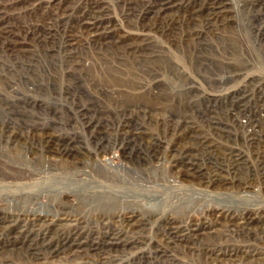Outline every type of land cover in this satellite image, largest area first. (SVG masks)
Wrapping results in <instances>:
<instances>
[{
  "label": "rangeland",
  "instance_id": "rangeland-1",
  "mask_svg": "<svg viewBox=\"0 0 264 264\" xmlns=\"http://www.w3.org/2000/svg\"><path fill=\"white\" fill-rule=\"evenodd\" d=\"M263 2L0 0V264H264Z\"/></svg>",
  "mask_w": 264,
  "mask_h": 264
},
{
  "label": "bare ground",
  "instance_id": "bare-ground-1",
  "mask_svg": "<svg viewBox=\"0 0 264 264\" xmlns=\"http://www.w3.org/2000/svg\"><path fill=\"white\" fill-rule=\"evenodd\" d=\"M11 2V1H10ZM154 2V1H153ZM158 2V1H157ZM264 3V2H263ZM102 4V3H101ZM156 4V3H155ZM159 4H160V9H159V11L161 10V11H164V10H166L170 5V0H159ZM93 5V4H92ZM98 6V5H97ZM99 8V7H98ZM94 11V10H93ZM98 11V10H97ZM86 13H88V12H86ZM93 13V12H92ZM94 14V13H93ZM102 15V14H101ZM105 15V14H104ZM86 16V15H85ZM83 17V16H82ZM91 17H92V15H91ZM84 19V18H83ZM95 19V18H94ZM98 19H100V18H98ZM102 19V18H101ZM82 23V22H81ZM85 24H87V26H89V27H92V26H95L96 25V23H85ZM95 28H97L96 26H95ZM110 29V28H109ZM91 29L89 28V31H90ZM88 31V32H89ZM97 31V30H96ZM93 32V31H92ZM95 32V31H94ZM99 32V31H98ZM96 33V32H95ZM97 34V33H96ZM107 35V34H106ZM107 89H109V87L107 88ZM113 90V89H112ZM114 91V90H113ZM112 91V92H113ZM104 92V91H103ZM107 92V91H106ZM105 93V92H104ZM262 102H264V95L262 94ZM239 100H240V98H239ZM123 102V101H122ZM238 111V110H237ZM230 114H231V117L232 116H234V113H233V109H231V111H230ZM256 116H258V115H260V114H258V113H256L255 114ZM264 117V116H263ZM258 119V118H257ZM171 121H173V120H171ZM191 121V120H190ZM186 122V121H185ZM213 122V121H212ZM262 122H264V121H262ZM255 123H257V122H255ZM235 124L238 126V130H237V134H242L241 136L242 137H244V139H245V141H246V143H247V140H257L258 139V137H255L254 135H256V133H253L252 134V131L251 130H248V129H251L250 127H247L248 126V124L247 125H245L244 124V122H241V123H239V121H236L235 120ZM257 124H259V123H257ZM192 125V124H191ZM226 125V124H225ZM186 126V125H185ZM199 126V125H198ZM236 126V127H237ZM250 126V125H249ZM188 127V126H187ZM214 127V126H213ZM246 127H247V131H246ZM233 128V127H232ZM252 129H254V128H252ZM261 129V128H260ZM233 130V129H232ZM221 131V130H220ZM182 132V131H181ZM234 132V131H233ZM258 132V131H257ZM246 133V134H245ZM185 134V133H184ZM210 134V133H209ZM209 134H208V136H209ZM218 134V133H217ZM233 134V133H232ZM258 134V133H257ZM136 135V134H135ZM145 135V134H144ZM150 136V135H149ZM152 136V135H151ZM172 136V135H171ZM180 136V135H179ZM186 136V138H191V136L193 137V139H199V140H201L200 139V137H199V135H198V133H196L194 130H190V132H188V134H186L185 135ZM226 136V135H225ZM237 135L235 134V137H236ZM257 136H259V135H257ZM146 137H147V135H146ZM202 137H203V135H202ZM172 138H173V136H172ZM207 138V137H206ZM233 138V137H232ZM180 139V138H179ZM213 139V138H212ZM234 139V138H233ZM206 140V139H205ZM170 141V140H169ZM188 142V141H187ZM201 142V141H200ZM210 143V142H209ZM155 144V143H154ZM153 144V145H154ZM157 144V143H156ZM170 144H172V143H170ZM177 144H180V142H177ZM202 144V143H201ZM140 145V144H139ZM188 145V144H187ZM200 145V144H199ZM218 145V144H217ZM158 146V145H157ZM168 146V145H167ZM166 146V147H167ZM177 146V145H176ZM190 146V145H189ZM193 146V145H192ZM235 146V145H234ZM152 147V146H151ZM165 147V146H164ZM170 147V146H169ZM178 147V146H177ZM153 148V147H152ZM185 148V147H184ZM183 148V149H184ZM194 148V147H193ZM155 149V148H154ZM174 149H177L176 147H174ZM200 149H201V147H200ZM230 149V148H229ZM101 150V149H100ZM231 150V149H230ZM128 151V150H127ZM130 151V150H129ZM138 151V150H137ZM195 151V150H194ZM203 151V150H202ZM213 151V150H212ZM218 151V150H217ZM220 151V150H219ZM59 152V151H58ZM160 152V151H159ZM179 152H181V154L179 155V156H182V157H178L179 159H175L174 160V163L175 164H180V166H182V167H184V168H182V169H179L178 170V173H180V172H183V171H185V169H186V165H184L185 163H187V165H188V170H189V172L191 171V173H188L187 174V176H189V175H193V176H197V175H199V174H201L202 176H204L205 178H207V181L208 182H211L212 180H218V179H216V178H219V180H220V178H222L223 176H222V174H220V172H217L216 173V171H214V173H211V172H199L197 175H194L193 173H196L197 171H201V166L199 165V163H197L196 161H194V159L195 158H193L189 153H187V151H185V150H181V151H179ZM138 153V152H137ZM198 153V152H197ZM236 153V152H235ZM151 154V153H150ZM164 154V153H163ZM170 154V153H169ZM222 154V153H221ZM160 155V154H159ZM167 155V154H166ZM237 155V154H236ZM249 155V154H248ZM158 156V155H157ZM201 156V155H200ZM231 156V155H230ZM92 157V156H91ZM162 157V156H161ZM224 157V156H223ZM257 157V156H256ZM101 158V157H100ZM141 158V157H140ZM157 158V157H156ZM169 158V157H168ZM207 158V157H206ZM170 159V158H169ZM235 159H237V158H235ZM158 160V159H157ZM160 160V159H159ZM196 160V159H195ZM214 160H215V158H214ZM83 161V160H82ZM93 162V161H92ZM255 162V161H254ZM218 163V162H217ZM57 164H58V162H57ZM88 164V163H87ZM105 164V163H104ZM171 164V163H170ZM59 165H61V164H59ZM70 165V164H69ZM173 165V164H172ZM171 165V166H172ZM209 165V164H208ZM220 166H221V164H219ZM49 166V165H48ZM95 166V165H94ZM101 166V165H100ZM161 166V165H160ZM213 166V165H212ZM232 166V165H231ZM237 166V165H236ZM69 167V166H68ZM67 167V168H68ZM71 167V166H70ZM77 167V166H76ZM107 167V166H106ZM114 167V166H113ZM117 167V166H116ZM129 167H130V165H129ZM154 167H155V165H154ZM157 167V166H156ZM228 167V166H227ZM208 168V167H207ZM225 168V167H224ZM237 168V167H236ZM108 169V168H107ZM107 169H106V171H107ZM110 169V168H109ZM117 169V168H116ZM124 169V168H123ZM130 169V168H129ZM136 169V168H135ZM154 169V168H153ZM162 169H163V167H162ZM230 169V168H229ZM250 169H251V167H250ZM80 170V169H79ZM112 170V169H111ZM128 170V169H127ZM177 170V169H176ZM223 170V169H222ZM233 170V169H232ZM235 170V169H234ZM84 171V170H83ZM126 171V170H125ZM174 171V170H173ZM122 172V171H121ZM74 173V172H73ZM246 173V172H245ZM135 174V173H134ZM154 174V173H153ZM210 174H212V176L214 177V179L213 178H211L210 176ZM247 174V173H246ZM106 175V174H105ZM109 175V174H108ZM111 175V174H110ZM226 175V174H225ZM259 175V174H258ZM115 176V175H114ZM201 176V177H202ZM245 176V175H244ZM247 176V175H246ZM252 176V175H251ZM130 177V176H129ZM226 178H230V177H226ZM95 179V178H94ZM111 179V178H110ZM155 179V178H154ZM181 179V178H180ZM193 179V178H192ZM138 180V179H137ZM164 180V179H163ZM162 180V181H163ZM174 180V179H173ZM186 180V179H185ZM264 180V179H263ZM126 181V180H125ZM182 181V180H181ZM201 181V180H200ZM224 181V180H223ZM238 181V180H237ZM127 182V181H126ZM172 182V181H171ZM195 182V181H194ZM230 182H231V180H230ZM245 182V181H244ZM243 182V183H244ZM264 182V181H263ZM91 183V182H90ZM154 183V182H153ZM163 183V182H162ZM173 183V182H172ZM225 183V182H224ZM111 184H113V183H111ZM129 184V183H128ZM141 184V183H140ZM209 184V183H208ZM130 186H131V184H129ZM154 185V184H153ZM108 186H110V185H108ZM164 186V185H163ZM182 186V185H181ZM241 186V185H240ZM113 187V186H112ZM174 187V186H173ZM179 187V186H178ZM224 187V186H223ZM123 188V187H122ZM127 188V187H126ZM141 188V187H140ZM161 188V187H160ZM170 188V187H169ZM176 188V187H175ZM191 188V187H190ZM257 188V187H256ZM112 189H114V188H112ZM119 189V188H118ZM124 189V188H123ZM152 189V188H151ZM172 189V188H171ZM104 190V189H103ZM110 190V189H109ZM133 190V189H132ZM138 190V189H137ZM141 190H142V188H141ZM155 190V189H154ZM157 190V189H156ZM161 190V189H160ZM165 190H166V188H165ZM175 190V189H174ZM188 190V189H187ZM259 190H261L260 189V187H259ZM148 191V190H147ZM146 191V192H147ZM151 191V190H150ZM149 191V192H150ZM202 191V190H201ZM96 192V191H95ZM141 192V191H140ZM144 192V191H143ZM216 192V191H215ZM248 192V191H247ZM114 193V192H113ZM113 193H111V194H113ZM197 193V192H196ZM232 193V192H231ZM142 194V193H141ZM165 194V193H164ZM168 194V193H167ZM198 194H199V191H198ZM198 194H197V196H198ZM205 194V193H204ZM170 195V194H169ZM150 196H151V194H150ZM149 196V197H150ZM200 196V195H199ZM207 196V195H206ZM221 196V195H220ZM240 196V195H239ZM116 197V196H115ZM228 197V196H227ZM160 198V197H159ZM165 198H167V197H165ZM205 198V197H204ZM210 198V197H209ZM212 198V197H211ZM210 198V199H211ZM226 198V197H225ZM230 198V197H229ZM229 198H228V201H229ZM235 198H236V196H235ZM240 198H241V196H240ZM106 199V198H105ZM127 199V198H126ZM187 199V198H186ZM234 199V198H233ZM239 199V198H238ZM193 200V199H192ZM203 200V199H202ZM206 200V199H205ZM213 200V199H212ZM216 200V199H215ZM259 200V199H258ZM261 200V199H260ZM116 201V200H115ZM122 201V200H121ZM112 202V201H111ZM117 202V201H116ZM146 202V201H145ZM179 202V201H178ZM193 202H195V201H193ZM210 202V201H209ZM214 202H217V201H214ZM233 202H234V200H233ZM96 203V202H95ZM98 203V202H97ZM119 203V202H118ZM166 203V202H165ZM183 203V202H182ZM189 203V202H188ZM100 204V203H99ZM111 204V203H110ZM160 204H162V203H160ZM166 204H168V203H166ZM180 204V203H179ZM192 204V203H191ZM190 204V205H191ZM201 203L199 202V205H200ZM212 204V203H211ZM113 205V204H112ZM157 205H158V203H157ZM164 205V204H163ZM177 205V204H176ZM187 205V204H186ZM193 205V204H192ZM191 205V206H192ZM204 205V204H203ZM127 206V205H126ZM188 206H189V204H188ZM197 206V205H196ZM210 206V205H209ZM220 206V205H219ZM237 206V205H236ZM120 207V206H119ZM136 207V206H135ZM147 207V206H146ZM164 207V206H163ZM171 207V206H170ZM179 207V206H178ZM180 207H181V205H180ZM190 207V206H189ZM215 207V206H214ZM59 208V207H58ZM125 208H127V207H125ZM172 208H174V206L172 207ZM200 208V207H199ZM205 208V207H204ZM211 208V207H210ZM209 208V209H210ZM248 208V207H247ZM247 208H246V211H247ZM110 209V208H109ZM124 209V208H123ZM130 209V208H129ZM136 209V208H135ZM184 209V208H183ZM202 209V208H201ZM206 209V208H205ZM219 209H222V208H219ZM237 209V208H236ZM244 209V208H243ZM176 210H177V207H176ZM194 210V209H193ZM233 210V209H232ZM252 210V209H251ZM256 210V209H255ZM261 210V209H260ZM59 211V210H58ZM109 211V210H108ZM222 211V210H221ZM240 211H241V209H240ZM128 212V211H127ZM133 212V211H132ZM179 212V211H178ZM198 212V211H197ZM215 212V211H214ZM235 212V211H234ZM111 212H109V214H110ZM112 213H115V212H112ZM138 213V212H137ZM180 213V212H179ZM194 213V212H193ZM208 213V212H207ZM218 213V212H217ZM221 213V212H220ZM238 213V212H237ZM243 213V212H242ZM101 214V213H100ZM102 214H104V213H102ZM120 214V213H119ZM175 214V213H174ZM205 214H206V212H205ZM214 214V213H213ZM227 214V213H226ZM232 214V213H231ZM234 214V213H233ZM239 214V213H238ZM257 214V213H256ZM256 214H254V215H256ZM44 215V214H43ZM107 215V214H106ZM136 215V214H135ZM141 215V214H140ZM169 215V214H168ZM191 215V214H190ZM201 215V214H200ZM210 215V214H209ZM237 215V214H236ZM66 216V215H65ZM65 216H63V217H65ZM71 216V215H70ZM100 216V215H99ZM129 216H131V215H129ZM134 216V215H133ZM174 216V215H173ZM195 216V215H194ZM217 216V215H216ZM46 217V216H45ZM108 217V216H107ZM160 217V216H159ZM163 217V216H162ZM161 217V218H162ZM196 217V216H195ZM238 217V216H237ZM26 218V217H25ZM128 218V217H127ZM160 218V219H161ZM164 218H166L165 216H164ZM200 218V217H199ZM204 218V217H203ZM244 218V220L246 221L245 222V224H244V226L245 225H247V224H249L250 222H253V221H255V220H253L254 218L253 217H250V215H246L245 217H243ZM258 219L257 220H264L263 218H262V216H260L259 215V217H257ZM50 219V218H49ZM58 219V218H57ZM60 219V218H59ZM63 219V218H62ZM65 219V218H64ZM136 219V218H135ZM169 219V218H168ZM174 219V218H173ZM176 219V218H175ZM183 219H184V217H183ZM198 219V218H197ZM210 219H212V218H210ZM214 219V218H213ZM231 219V218H230ZM71 220V219H70ZM121 220H123V219H121ZM131 220V219H130ZM142 220V219H141ZM192 220V219H191ZM215 220V219H214ZM52 221V220H51ZM185 221V220H184ZM199 221V220H198ZM197 221V222H198ZM201 221V220H200ZM206 221V220H205ZM65 222V221H64ZM242 222V221H241ZM120 223V222H119ZM184 223H186V222H184ZM204 223V222H203ZM208 223V222H207ZM259 223V222H258ZM133 224V223H132ZM167 224V223H166ZM180 224H182V223H180ZM190 224V223H189ZM202 224V223H201ZM234 223H232V225H233ZM134 225V224H133ZM178 225V224H177ZM188 225V224H187ZM199 225V224H198ZM132 226V225H131ZM176 226V225H175ZM180 226V225H179ZM183 226V225H182ZM181 226V227H182ZM238 226H240V225H238ZM237 226V227H238ZM120 227V226H119ZM185 227V226H184ZM210 227V226H209ZM218 227V226H217ZM172 228V227H171ZM185 228H187V227H185ZM192 228V227H191ZM196 228V227H195ZM219 228V227H218ZM237 229H239V228H237ZM253 229V228H252ZM173 230V229H172ZM183 230V229H182ZM214 230V229H213ZM122 231V230H121ZM132 231V230H131ZM163 231V230H162ZM184 231V230H183ZM157 232V231H156ZM167 232V231H166ZM188 232V231H187ZM206 232V231H205ZM168 233H169V231H168ZM186 233V232H185ZM208 233V232H207ZM214 233H215V231H214ZM112 234H114V233H112ZM189 234H190V232H189ZM188 234V235H189ZM209 234V233H208ZM237 234V233H236ZM255 234V233H254ZM129 235V234H128ZM164 235V234H163ZM207 235V234H206ZM253 235V234H252ZM186 236V235H185ZM169 237H171V236H169ZM130 238V237H129ZM228 239V238H227ZM141 240V239H140ZM171 240V239H170ZM175 240V239H174ZM177 240V239H176ZM220 240V239H219ZM128 241V240H127ZM143 241V240H142ZM151 242V241H150ZM155 242V241H154ZM192 242V241H191ZM264 242V241H263ZM146 243V242H145ZM172 243V242H171ZM175 243V242H174ZM139 244V243H138ZM155 244V243H154ZM231 244V243H230ZM248 244V243H247ZM264 244V243H263ZM184 245V244H183ZM222 245H224V244H222ZM226 245V244H225ZM242 245V244H241ZM121 246V245H120ZM193 246V245H192ZM263 246V245H262ZM206 247V246H205ZM232 247V246H231ZM180 248V247H179ZM190 248V247H189ZM202 248V247H201ZM206 248H208V247H206ZM259 248V247H258ZM209 249V248H208ZM207 249V250H208ZM213 249V248H212ZM237 249H239V248H237ZM243 249V248H242ZM206 250V249H205ZM227 250V249H226ZM236 250V249H235ZM241 250V249H240ZM259 250V249H258ZM251 251V250H250ZM260 251V250H259ZM261 251H262V249H261ZM164 252V251H163ZM171 252V251H170ZM225 252V251H224ZM254 252V251H253ZM255 252H257V251H255ZM202 253V252H201ZM229 254V253H228ZM262 254V253H261ZM190 255V254H189ZM205 255V254H204ZM216 255V254H215ZM257 255V254H256ZM248 256V255H247ZM264 256V255H263ZM165 258V257H164ZM205 258V257H204ZM222 258V257H221ZM245 259V258H244ZM187 260V259H186ZM239 261V260H238ZM206 262V261H205ZM185 264V263H184Z\"/></svg>",
  "mask_w": 264,
  "mask_h": 264
}]
</instances>
